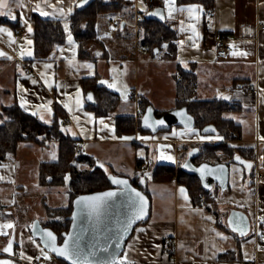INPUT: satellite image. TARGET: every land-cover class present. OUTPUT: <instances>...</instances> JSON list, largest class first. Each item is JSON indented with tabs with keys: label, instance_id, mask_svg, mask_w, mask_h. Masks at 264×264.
Returning <instances> with one entry per match:
<instances>
[{
	"label": "crops",
	"instance_id": "crops-1",
	"mask_svg": "<svg viewBox=\"0 0 264 264\" xmlns=\"http://www.w3.org/2000/svg\"><path fill=\"white\" fill-rule=\"evenodd\" d=\"M81 1L22 0L21 8L14 0H8L7 9H0L10 10L12 15L17 16L16 20L0 16V27L12 33L10 38L0 32V53L4 54L0 55V109L17 103L27 114L50 124L55 109L59 108V121L63 118L66 121L64 125L59 122L61 129L75 140L82 153L92 156L107 174L128 177L132 181L137 178V160L144 162L143 170L146 163L150 164L146 169L149 176L138 180V183L143 180V187L150 195V215L147 221L133 229L125 243L121 260L118 259L120 262L264 264V180H254L255 169L264 172V29L257 27L259 21L264 24V0H211L212 9L195 0H177L179 7L196 6L201 9L195 14L198 19L193 21L187 19V12H174L175 18H169L164 0H155L157 6L164 9L163 22L176 35L177 56L174 60L162 58L164 49L154 55L149 51L136 50L143 45V32L139 27L142 20L136 19L135 12L141 11L147 0H104L118 3L119 9L99 18L98 40L86 46L88 57L79 58L77 43L69 31V20ZM42 12L47 15H42ZM33 15L59 20L66 31L65 43L56 48L50 59L44 61L34 59ZM181 20L184 21L183 25ZM190 24L195 25V32L189 27ZM28 27H31V32ZM181 27L187 30L181 31ZM214 32L232 45L231 53L224 59L215 57ZM69 34L72 43L68 41ZM178 69L192 71L195 75L197 99L239 104L238 111L226 112L223 117L239 128V138L230 144L252 148V167L248 173L245 166L239 163L225 162L229 166L228 199L232 202L228 203L227 208L216 205L218 200L210 192H207L210 201L205 195L204 202L199 199L200 204L195 206L186 189L176 180L160 183L150 180L154 166H178L181 145L216 142L215 139L220 137L214 136L212 140L193 138L190 134L175 130L181 128H170L167 132L156 134L141 130L120 136L116 134L117 116L139 119L141 111L137 98L140 95L150 102L155 111H168L175 107L174 75ZM94 75L99 76L100 82L118 80L130 86L128 101L121 99L108 116H95L86 108L87 93H84L82 81ZM111 88L116 90L115 87ZM119 110L124 112L116 114ZM121 137L131 139L123 140ZM31 143H19L16 153L0 162V185L13 186L12 193L16 192L13 197L27 191L25 178L35 170L38 174L39 164L45 162L35 163L34 169L30 170L29 165H22L18 152L26 149L28 158L29 155L38 154V149H50L37 143L33 148ZM51 146L53 150L57 149V144L51 143ZM150 156L154 161H148ZM153 162L156 165L152 167ZM37 174L34 175L37 187L49 190V187L38 185ZM181 189L184 191L181 192ZM152 195L157 197L156 201ZM2 196L0 192V232L8 234L0 235V261H8L9 264H62L56 258L43 254L39 241L29 232L32 222L27 224L29 219L24 218L23 224H19L15 217L17 203H2L5 192ZM229 209L247 216L250 225L245 235L229 228ZM6 224H11L12 228H3ZM168 237L176 240L174 257L165 256L161 251ZM9 241L12 242V251L4 252ZM227 252L234 254L233 261L219 259ZM45 256L48 258L45 259ZM29 257L30 260L27 259Z\"/></svg>",
	"mask_w": 264,
	"mask_h": 264
},
{
	"label": "trees",
	"instance_id": "trees-1",
	"mask_svg": "<svg viewBox=\"0 0 264 264\" xmlns=\"http://www.w3.org/2000/svg\"><path fill=\"white\" fill-rule=\"evenodd\" d=\"M203 4L207 9H212L211 0H195ZM118 3L105 2L104 0H93L88 6L76 9L69 20V31L77 43V56L88 57L86 46L97 42V24L99 18L113 14L119 9ZM34 21V59L44 61L52 57L57 47L66 41L64 25L59 20L42 18L37 15L32 17ZM143 32L141 43L148 46V51L154 55V50L160 53L162 58L174 60L177 56L175 43V32L165 22H158L148 17L139 22ZM175 80V107H186L189 114L195 119V128L201 130L206 125H213L218 131L221 142H205L196 144H183L180 148L179 163L175 168L173 165H156L151 173L152 182H176L183 186L195 206L200 204L199 195L206 196L196 176L187 175L180 170V165L186 156V152L193 148H199V155L193 160L195 164L207 162L211 164L232 161L235 156L251 160L253 158L252 148L239 147L230 144L239 138V128L232 121L223 117L226 112L238 111L239 104L236 102H224L216 99L200 100L196 98V77L192 71L178 69L174 75ZM84 93L91 92L94 96L95 105L86 103V108L95 116H108L114 112L120 104L121 99L117 92L103 85L98 75L84 78L82 81ZM141 114L139 119L133 116H117L115 120V131L118 136L132 134L140 128V118L150 102L143 96L137 98ZM166 111H155L157 117ZM61 112L55 109L52 122L42 123L36 116L24 112L17 103L4 106L0 109V162L7 156L14 155L21 142H35L39 146L46 147L51 143L57 144V158L54 161L41 162L38 167V185L43 187H67L68 204L63 208H51L43 204L48 220L41 221L44 227L51 228L59 235L67 231L72 211V200L81 194L102 191L111 187L107 172L97 165L96 160L82 153L73 138L65 133L60 125ZM143 131V130H141ZM147 132V131H145ZM76 164L84 165L82 169ZM141 160L136 161L137 178L131 183L142 189L151 201L150 195L145 187L138 185V180L145 178ZM65 177H68L66 180ZM210 201V197H207ZM206 200V201H207ZM231 255V256H230ZM226 256V257H225ZM230 256V257H229ZM220 260H234L232 252L225 253L219 257ZM62 264L65 262L58 260Z\"/></svg>",
	"mask_w": 264,
	"mask_h": 264
},
{
	"label": "water",
	"instance_id": "water-1",
	"mask_svg": "<svg viewBox=\"0 0 264 264\" xmlns=\"http://www.w3.org/2000/svg\"><path fill=\"white\" fill-rule=\"evenodd\" d=\"M93 0H82L78 3L77 8L82 9L88 6ZM152 13H157L152 15ZM163 17V18H162ZM148 18L163 22L164 21V9L160 6H157L152 11L148 12ZM157 53V50H154V54ZM91 95V99H88V96ZM86 103L90 105H95L94 96L91 92H88L85 95ZM151 110V111H149ZM183 112L184 115L180 116L177 113ZM147 117V122L145 121ZM190 118V119H189ZM164 121L163 124L158 123V121ZM147 125L149 126H146ZM172 127H180L186 130H191L195 128V119L188 113L186 107L173 108L166 111L161 116L157 117L155 110L152 106H148L140 118V128L143 131H147L151 134H156L160 131L169 130ZM211 128L215 131L205 132L204 129ZM202 135H212L218 136V131L213 125H206L201 130ZM192 153V155H189ZM199 155V148L193 147L187 151L185 160L180 165V170L187 174L196 176L199 180L200 187L204 192H210L213 187H218L221 194L228 191L229 189V166L226 163H216L211 164L207 162H202L195 164L193 160ZM235 156L233 162L239 163L247 169V172L250 173V169L246 165H251L250 160H245L240 157V161L236 160ZM207 166V170L200 171L203 169V166ZM221 166L223 168L221 169ZM210 170V171H208ZM110 177H115L120 180L127 181L126 185L114 184ZM107 179L111 185L110 188L81 194L76 196L72 200V211L68 216L69 226L67 231H63L60 234L61 241L59 242V235L56 234L51 228L44 227L39 219L34 220L31 223L29 232L33 238L39 241L41 247L52 254V256L58 260L65 262L66 264H72L71 259H65L64 257L58 256L51 250L49 246L52 242L48 240L46 233L51 232L55 237V244L57 248H61L64 245V241L68 240L69 245L71 246L72 240L80 234L82 236L80 240V247L83 249L82 255H87L89 251H96L94 246L106 247L108 250L106 252H97L96 256H88L89 264H97V261H104L105 264H115L118 258L121 256L125 243L130 237L133 229L136 225L145 222L148 220L150 215V206L151 202L148 196L142 191L141 188L134 186L131 183V179L124 176L113 175L112 173L107 174ZM139 186H144L143 180H140L138 183ZM207 185V187H205ZM113 192L115 196L109 198L106 202V206L101 209L100 215L97 218L92 216L91 218L88 215V210L83 209V206L77 204V201L81 197H90L98 196L102 193ZM140 194V197H143L144 202V215L143 219H133L134 216L139 212L140 208V197L136 196V193ZM75 214V218H74ZM239 218H243L242 222ZM132 219L133 222L128 226L127 231H124L125 226L128 225V221ZM230 219L240 224V227L244 228L245 232L249 231V220L245 214L240 211L233 210L230 212L228 218V226L233 231V225H230ZM240 234L239 231H235Z\"/></svg>",
	"mask_w": 264,
	"mask_h": 264
},
{
	"label": "rangeland",
	"instance_id": "rangeland-1",
	"mask_svg": "<svg viewBox=\"0 0 264 264\" xmlns=\"http://www.w3.org/2000/svg\"><path fill=\"white\" fill-rule=\"evenodd\" d=\"M138 52H140V51H138ZM122 82L123 81H121V83H120V82H118V80L113 81V80L107 79V80H105V85L109 89L116 91L118 93L120 99L123 100V102H127L128 101V94L130 93L131 90L129 88L130 86H127V83H122ZM117 84H121V86H117ZM109 85H111V87H115L116 90L112 89ZM119 112L123 113L124 110H119L116 114H118ZM174 128H180V127H172L171 129H174ZM175 130H181V132H185L186 134H190L193 138L194 137L195 138H208V139L212 140V138L214 137V136L202 135L201 131L197 128H193L191 130H185L182 128L181 129H175ZM167 131H169V130L161 131V132H167ZM215 141L221 142V138H216ZM35 144H36L35 142H32L31 146H33V148H36ZM46 148H50V149L49 150L44 149L43 151H41V149H38V151H39L38 154L34 153L33 155H29L28 158H26L27 150L26 149L20 150L18 152V155L20 157L22 165L23 166H25V164L29 165V169L31 170V169H34V167L36 166L35 163H37L39 161H48V160L52 161L53 159L55 160L56 155H57V149L55 148L53 150L52 148H54V147H52L51 144L46 146ZM31 157L33 158L32 162L30 161ZM148 161L151 162L154 160L153 159L151 160V156H150ZM75 165L79 169H82L85 167L84 165H80V164H76V163H75ZM154 165H156V163L154 164V162H153L152 167ZM149 169H152V168H149ZM30 173L31 174L25 178L26 183L24 185L26 186L27 191L22 193V194L16 195L15 197H13V195H15L14 193H16V192L14 191V193H12L13 192V186L4 185V184L0 185V192L3 193V196H4V192H5L4 198L2 196V198H3L1 200L2 203L9 204L13 201H15L17 203L15 217H16L19 224L20 223L23 224L22 219H24V218L29 219L27 224L33 222L36 219H39L41 221L48 220L50 218V216L47 215L43 204H47L49 207H51L53 209L54 208H60V207L63 208V207H66L68 204V196L66 193L67 187H64V186L60 187L59 186V187H51V188L49 187V190L42 189L40 187H37V185L35 183L34 175L37 174L36 170L34 172H30ZM143 173L145 175V178L149 176L148 175L149 173L146 169L143 170ZM30 179H31V181H30ZM227 192L228 191H226L224 194H221L219 188L216 186L213 187V189L210 191V193L213 194L214 198L218 200L216 202V205L217 204L219 206L225 205L224 206L225 208H227V206L232 203L228 199V193ZM152 197H153L152 199L154 201H156L155 199L157 197L153 196V195H152ZM231 211H233V209L232 210L229 209L228 213L230 214ZM30 226H31V224H30ZM42 252H43V254L53 258L52 254L50 252H47L44 249ZM121 257H122V255L119 257V260H121L120 259Z\"/></svg>",
	"mask_w": 264,
	"mask_h": 264
},
{
	"label": "snow or ice",
	"instance_id": "snow-or-ice-1",
	"mask_svg": "<svg viewBox=\"0 0 264 264\" xmlns=\"http://www.w3.org/2000/svg\"><path fill=\"white\" fill-rule=\"evenodd\" d=\"M14 2H16L21 8L23 7V3L22 0H14ZM165 5L168 7L169 10V18L174 19L175 17L173 16L174 12H180V13H184L187 12L188 13V17L187 19L190 21L193 20H197L198 17L195 15L196 13H198L199 11H201V9H199L196 6H190L187 8H182L179 7L177 5V0H164ZM7 5H8V0H0V9H7ZM39 8V5H37V9ZM42 15H47V13H41ZM157 13H152V15H156ZM0 16H5L9 19L12 20H16L17 16L16 15H12L10 10L7 11H0ZM163 18V17H162ZM25 23H27V21H25ZM181 25L184 24V21L181 20L180 21ZM189 27L191 28V30L193 32L196 31L195 29V25L194 24H190ZM65 28L67 29V25H65ZM181 31H186L187 29H185L184 27H181L180 29ZM28 31L31 32L32 29L31 27H28ZM0 32H4L6 33L10 38L12 36V33L3 27H0ZM68 41L69 43H72V37L69 34L68 36ZM14 43V41H12ZM29 43H31V41H29ZM183 43V41L181 42ZM31 53H29L30 55ZM236 54V53H234ZM240 55H244V53H239ZM0 55H4L3 53H0ZM23 55V54H22ZM46 67H50V65H46ZM90 67V66H89ZM33 83H35V81H33ZM101 83H105L104 81H101ZM111 87V85H109ZM262 92H264V90H262ZM91 95L88 96V99H91ZM224 99H228V97H223ZM151 111V110H149ZM35 114V113H33ZM177 115L183 116L184 113L180 112L177 113ZM190 119V118H189ZM145 121L147 122V117H145ZM158 123L163 124L164 121H158ZM146 126L147 125L146 123ZM205 132H211V131H215L214 129L211 128H206L204 129ZM120 139L123 140H128L131 139V137H121ZM143 139H148L147 137H144ZM189 155H192V153H189ZM163 158V157H162ZM168 159H172L171 157H167ZM236 160L240 161V157H236ZM241 163H243V161H240ZM102 166V165H101ZM246 167L251 168V165H246ZM223 168V166H221V169ZM200 171L203 170H207V166H203V169H199ZM210 171V170H208ZM0 179H2V177H0ZM65 179L67 180L68 177H65ZM110 179L112 180V182L114 184H122V185H126L127 181L125 180H120L117 179L115 177H110ZM205 187H207V185H205ZM181 192H183L184 190L181 189ZM115 196V193L113 192H106V193H102L98 196H90V197H81L78 201L77 204H80L83 206V209H87L88 210V215L91 218L92 216H96L97 218L100 215L101 209L104 208L106 206V202L109 198ZM137 197H140V194L137 192L136 193ZM143 215H144V202H143V197H140V208H139V212L134 216L133 219L139 220V219H143ZM74 218H75V214H74ZM209 219H211V217H209ZM240 221L242 222L243 218H239ZM133 222L132 219H130L128 221V225L125 226L124 231H127L128 226L131 225V223ZM262 222H264V218H262ZM230 225H233V231H239L240 235H245L246 232L244 230V228L240 227L239 223H236L235 221L230 219ZM3 228H12L11 224H6L2 226ZM8 233H4V232H0V235H7ZM46 236L48 238V240H50L52 243L49 245L51 247V250L56 253L58 256L64 257L66 260L67 259H71L72 260V264H89L88 261V256H96L97 252H106L108 249L106 247H98V246H94L96 248V251H89L87 253V255H82L83 249L80 247V240L82 238V236L80 234H78L73 240H72V244L71 246L69 245V241L65 240L64 241V245L61 248H57L55 241H56V237L51 233V232H47ZM262 238H264V236H262ZM34 242V241H33ZM4 252H11L12 251V242L9 241V244L7 247H5L3 249ZM21 255H23V253H21ZM48 257L45 256V259H47ZM27 259H31L30 257ZM0 264H9L8 261H0ZM97 264H105L104 261L100 260L97 261Z\"/></svg>",
	"mask_w": 264,
	"mask_h": 264
},
{
	"label": "built area",
	"instance_id": "built-area-1",
	"mask_svg": "<svg viewBox=\"0 0 264 264\" xmlns=\"http://www.w3.org/2000/svg\"><path fill=\"white\" fill-rule=\"evenodd\" d=\"M156 7H157V3L155 0H147L145 2L143 9L141 11L135 12L136 19L139 21L145 20L148 17V12L152 11ZM110 23H112V22H110ZM257 27L259 30H263L264 29L263 22L259 21L257 23ZM213 38H214V54H215V57L217 59H224V58L228 57V55L232 51L231 43L226 38L221 37L219 35V33H217V32H214ZM136 50H138L140 52H147L148 46L147 45H141L138 48H136ZM247 90H250V89L248 88ZM65 122L66 121L63 118L60 122V125H64ZM149 165H150L149 163H146L144 168L147 169L149 167ZM254 180L255 181L264 180V172H261V171L255 169ZM205 198L206 197L204 194H201L199 196V199L201 202H204ZM175 249H176V240L173 237L166 238L162 244V248H161L162 254L165 256L174 257L175 256ZM36 261H38V260H36ZM115 264H127V263L120 262L118 260Z\"/></svg>",
	"mask_w": 264,
	"mask_h": 264
}]
</instances>
